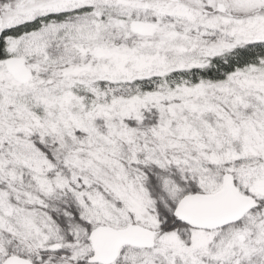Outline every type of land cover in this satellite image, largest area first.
I'll return each instance as SVG.
<instances>
[{
    "label": "snow or ice",
    "instance_id": "snow-or-ice-1",
    "mask_svg": "<svg viewBox=\"0 0 264 264\" xmlns=\"http://www.w3.org/2000/svg\"><path fill=\"white\" fill-rule=\"evenodd\" d=\"M0 264H264V0H0Z\"/></svg>",
    "mask_w": 264,
    "mask_h": 264
}]
</instances>
